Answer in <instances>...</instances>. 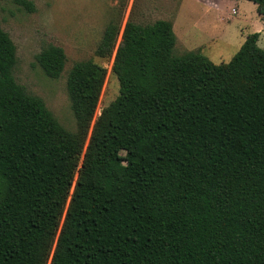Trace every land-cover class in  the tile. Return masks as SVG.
Returning a JSON list of instances; mask_svg holds the SVG:
<instances>
[{
  "label": "trees",
  "instance_id": "1",
  "mask_svg": "<svg viewBox=\"0 0 264 264\" xmlns=\"http://www.w3.org/2000/svg\"><path fill=\"white\" fill-rule=\"evenodd\" d=\"M247 1L264 20V0ZM119 31L111 19L96 56H112ZM259 38L215 64L175 55L171 22L129 19L113 63L120 95L81 161L107 70L87 60L69 71L67 130L17 83L0 27V264H264ZM36 62L58 80L66 54L48 45Z\"/></svg>",
  "mask_w": 264,
  "mask_h": 264
},
{
  "label": "rangeland",
  "instance_id": "2",
  "mask_svg": "<svg viewBox=\"0 0 264 264\" xmlns=\"http://www.w3.org/2000/svg\"><path fill=\"white\" fill-rule=\"evenodd\" d=\"M22 1L0 2V27L16 46L14 77L31 95L44 101L65 129L74 132L77 128L67 91L69 71L75 63L87 60L107 70L81 161L98 119L120 95L113 63L129 19L143 24L171 22L177 36V56L199 52L215 64L228 63L246 38L256 32L264 49V20L257 6L247 0H25L34 10ZM113 18L120 22L115 49L110 58H100L96 49ZM48 45L59 46L66 54L58 80L48 78L36 62V55Z\"/></svg>",
  "mask_w": 264,
  "mask_h": 264
},
{
  "label": "crops",
  "instance_id": "3",
  "mask_svg": "<svg viewBox=\"0 0 264 264\" xmlns=\"http://www.w3.org/2000/svg\"><path fill=\"white\" fill-rule=\"evenodd\" d=\"M260 37H261V35H260ZM246 39H247V38H246ZM259 40H260V38H259ZM244 42H245V41H244ZM244 42H243V43H244ZM258 43H259V42H258ZM258 45H259V44H258Z\"/></svg>",
  "mask_w": 264,
  "mask_h": 264
}]
</instances>
